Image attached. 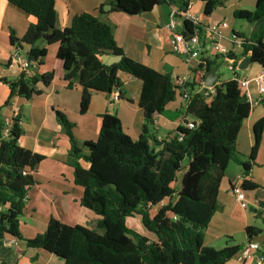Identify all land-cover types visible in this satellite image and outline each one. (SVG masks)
I'll list each match as a JSON object with an SVG mask.
<instances>
[{"label": "trees", "instance_id": "obj_1", "mask_svg": "<svg viewBox=\"0 0 264 264\" xmlns=\"http://www.w3.org/2000/svg\"><path fill=\"white\" fill-rule=\"evenodd\" d=\"M5 1L35 19L22 38L10 32L9 41L19 50L26 47V59L37 67L29 75L21 72L14 82L0 79L9 88V101L12 98L31 100L53 81V60L46 59L45 49L39 46L42 43L58 44L56 60L63 64V81L68 89L77 86L81 90L80 114L87 112L94 92L110 95L119 88V72L142 83L139 107L144 124L137 141L123 133L115 116L103 114L97 140L79 142L71 133L73 125L63 114L55 112L70 143L73 182L83 189L81 206L98 217L100 233L50 218L46 230L24 241L26 246L52 254L63 264H225L235 257L241 246L215 250L204 247L203 242L204 232L218 211L219 186L227 166L238 164L247 175L261 141L264 119L253 127L254 144L248 162H243L236 151V140L252 106L240 84L231 79L216 85V93L209 100L193 95L185 114L197 122L196 128L178 127L173 136L160 143L154 140L155 144L150 146L153 118L174 100L177 90L168 76L122 54L103 6L98 9L99 16L82 13L74 16L69 27L57 29L55 0ZM221 1L201 0V26L205 27L204 22ZM107 2L112 9L131 16L147 13L162 3L179 2L183 10L187 6L183 0ZM233 17L255 24L250 38L233 35L252 43L243 46L241 56L247 57L250 63L263 65L264 0H256L252 11H234ZM183 27L191 32L190 24L185 22ZM43 36L50 38L44 41ZM103 55L121 59L107 66L100 61ZM217 60L226 62L224 57L215 56L212 61L198 65L190 86L200 85ZM3 129L4 121L0 116V246L9 239L22 241L19 218L24 211L27 191L34 185L32 173L43 161L42 156L19 145L18 118L12 119L7 136L3 135ZM241 187L243 191L257 188L245 180ZM162 201L166 203L160 207ZM258 207V216L264 217L260 210L264 201L259 202ZM137 221L150 236L136 228ZM245 233L251 241L262 232L248 227Z\"/></svg>", "mask_w": 264, "mask_h": 264}, {"label": "crops", "instance_id": "obj_2", "mask_svg": "<svg viewBox=\"0 0 264 264\" xmlns=\"http://www.w3.org/2000/svg\"><path fill=\"white\" fill-rule=\"evenodd\" d=\"M183 1L190 4L192 11L200 18L203 9L201 0ZM255 3L256 0H222L204 25L210 27L222 22L226 23L227 27L220 31L222 34L220 44L229 49L230 36L233 33L243 35L248 39L256 28L255 24L245 26L242 20L233 17V12L252 11ZM100 6H103V12L107 13L106 19L113 27V38L117 47L126 58L168 76L171 83L174 78L186 75L191 77L192 83L194 70L200 64L198 60L187 64L184 57L171 52L170 33L166 29L170 13L173 10L183 11L179 2L175 5L162 3L147 13L131 16L112 9L107 0H55L56 28L69 27L74 16L82 13L99 16ZM107 6H110V9H105ZM34 23L33 17L7 1L0 0V79L14 82L21 74L17 66L9 63V57L14 49L9 41L10 32H14L15 37L20 39ZM177 30L186 31L184 27L177 28ZM39 46L45 49L46 59L53 60L54 69L53 81L49 87L43 89L41 95L31 100L12 98L9 101V88L0 82L1 119L4 121L16 114L21 129L19 145L43 157V161L32 173L34 185L27 191L24 211L19 218L22 241L9 239L6 242H10V246L4 243L0 246V263L5 264H63L62 260L52 254L41 249L28 248L24 242L41 235L46 230L50 218L68 226L77 225L100 233L97 228L98 217L81 206L83 189L73 182V169L69 158L70 143L56 119L55 112L63 114L73 125L71 133L79 142L97 140L103 114L115 116L120 122L123 133L128 135L132 141L139 139L144 124L143 111L139 107L141 81L119 72L117 76L120 86L112 91L119 95V99L116 102H110L109 95L94 92L87 112L80 114L81 90L77 86L72 89L66 87L63 81V64L56 60L58 44L42 43ZM27 50L23 47L20 53L25 56ZM237 55L238 60L244 59L241 52ZM214 57L207 50L202 54L201 59H206V62L207 60L212 61ZM219 63H224L226 66V62L217 60L215 65L209 69V71H215L218 79ZM36 69L37 67L34 71ZM259 71L260 66L255 63H249L242 71L244 78H251L247 81L250 82L248 91L249 88L252 90L249 94L253 101L259 99L256 85L253 82ZM218 79L214 86L231 80L232 75L230 79L223 82H219ZM203 83L204 81L201 84ZM200 85L190 86V88L195 91ZM186 109L180 95L176 94L174 100L165 106L164 111L154 116L151 130L153 139L149 140V145L153 146L154 140L160 143L173 136L178 127L185 126L187 122H194L193 118L189 119L185 114ZM261 119H264V103L252 106L249 116L243 122L237 135L236 151L243 162H248L254 144L253 127ZM81 165L84 168L87 167L86 163L81 162ZM239 177L257 187L255 190L244 191L248 200V209H241L231 192ZM217 200L218 211L204 232V247L215 250L242 247L249 241L245 233L248 227L258 228L262 232L261 235H264V217L258 216L257 208L259 202L264 201V127L255 161L250 164L249 173L244 175L240 165L229 163L220 182ZM255 201L257 205L254 204ZM225 264L240 263L236 255Z\"/></svg>", "mask_w": 264, "mask_h": 264}, {"label": "built area", "instance_id": "obj_3", "mask_svg": "<svg viewBox=\"0 0 264 264\" xmlns=\"http://www.w3.org/2000/svg\"><path fill=\"white\" fill-rule=\"evenodd\" d=\"M188 23L191 26V35L186 36L184 31H179L177 28H183L184 23ZM200 18L192 11V6L187 4L186 8L182 12L172 11L169 16V22L166 25V29L170 33L169 36V47L172 53L182 56L185 62L188 64L193 60H198L199 64H204L206 59H201L202 54L210 51L214 56H221L226 59L228 54H235L241 52L244 45L252 44L250 42H245L243 39L234 36H230V48H226L220 44V39L222 38L221 29L227 27L226 23L222 22L215 26L203 27L200 25ZM264 42V41H263ZM237 51V52H235ZM247 58V57H245ZM232 65L231 62L226 59V68L231 73L232 79L237 81L244 91L246 100L251 104V106L257 105L259 103H264V64L260 66V71L253 79L256 85V91L259 95L257 101H253L250 98L248 91L249 81L239 74L238 63ZM9 63L17 66L21 72L26 75L31 74V70L35 69L36 64L29 62L25 56L20 53V50L15 48L9 57ZM191 77L189 75L176 77L172 80V86L177 90L183 100L185 107L188 106L193 95H198L202 99L209 100L215 93V86L205 87L201 84L195 91L191 90ZM119 99L117 93H111L109 95L110 102H116ZM17 118V115L10 119L4 120L3 135L7 136L8 130L11 127L12 119ZM189 130L195 129L197 122H187L184 124ZM244 181L243 178L239 177L236 183L232 187V194L235 197V201L241 209H248V200L242 190L241 184ZM175 195H173V200ZM166 201H162L159 206H163ZM254 204H258L255 201ZM259 209V207H257ZM264 214V207L260 209ZM173 220H176L173 217ZM7 246H10V242H4ZM237 261L240 264H264V242L258 243L254 241H249L241 247L237 254Z\"/></svg>", "mask_w": 264, "mask_h": 264}, {"label": "water", "instance_id": "obj_4", "mask_svg": "<svg viewBox=\"0 0 264 264\" xmlns=\"http://www.w3.org/2000/svg\"><path fill=\"white\" fill-rule=\"evenodd\" d=\"M105 9H110V6H107ZM187 36H190L191 33H189L187 30L185 31ZM49 36H43L42 39L44 41H48L49 40ZM121 57L120 56H109V55H103L100 57V61L102 64L110 66L113 64H116L120 61ZM226 59L229 61H234L236 62L238 60V57L235 54H228L226 56ZM249 60L248 58H244L243 60L239 61L238 63V70L239 71H243L247 68V66L249 65ZM204 83L203 85L205 87H213L215 85L216 80L218 79V76L215 75V71H208L207 73H205L204 76ZM163 148V145L158 149L161 150ZM156 150V152L158 151ZM254 242H258V243H263L264 242V235H259L257 237H255L253 240ZM249 242V241H248Z\"/></svg>", "mask_w": 264, "mask_h": 264}, {"label": "rangeland", "instance_id": "obj_5", "mask_svg": "<svg viewBox=\"0 0 264 264\" xmlns=\"http://www.w3.org/2000/svg\"><path fill=\"white\" fill-rule=\"evenodd\" d=\"M241 22H243V24H245V26H247L248 24H250V23H248V22H246V21H241ZM247 24V25H246ZM255 26V25H254ZM252 35V34H251ZM251 35L249 36V37H251ZM235 52H237V51H235ZM217 74L219 75V79H218V81L219 82H223V81H226V80H228V79H230L231 78V73L227 70V68H226V66H225V64L224 63H219V65H218V68H217ZM239 74L240 75H242L243 77H244V73L242 72V71H240L239 72ZM247 80H249V79H251V78H248V77H245ZM250 81H252V80H250ZM249 91H250V94L252 93V90H250V88H249ZM189 117V119H192V117L191 116H188ZM92 227V226H91ZM136 228L139 230V231H141L142 233H144V234H146L147 236H150L148 233H146V231L141 227V225L139 224V222L137 221V224H136ZM92 229H95V227H92Z\"/></svg>", "mask_w": 264, "mask_h": 264}]
</instances>
